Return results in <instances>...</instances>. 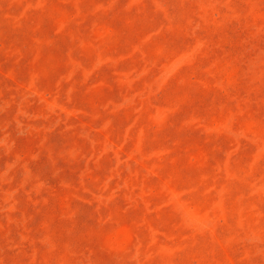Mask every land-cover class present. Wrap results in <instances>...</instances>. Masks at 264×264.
I'll return each instance as SVG.
<instances>
[{
  "label": "rangeland",
  "instance_id": "374dc122",
  "mask_svg": "<svg viewBox=\"0 0 264 264\" xmlns=\"http://www.w3.org/2000/svg\"><path fill=\"white\" fill-rule=\"evenodd\" d=\"M0 264H264V0H0Z\"/></svg>",
  "mask_w": 264,
  "mask_h": 264
}]
</instances>
